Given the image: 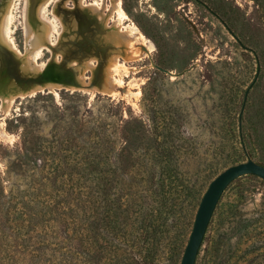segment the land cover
Returning <instances> with one entry per match:
<instances>
[{
  "label": "rangeland",
  "instance_id": "obj_1",
  "mask_svg": "<svg viewBox=\"0 0 264 264\" xmlns=\"http://www.w3.org/2000/svg\"><path fill=\"white\" fill-rule=\"evenodd\" d=\"M95 1L115 2L85 0ZM122 5L121 27L136 25L153 48L132 60L119 55L114 75L123 86L38 92L1 118L0 264H180L209 182L248 157L264 165V0ZM12 6L10 34L25 54L29 31L42 37L46 23L26 13V0ZM62 8H46L57 30L37 60L65 65L76 50L93 52L99 67L96 57L113 49L93 44L101 25L83 13L84 32L66 41ZM3 49L0 58L10 55ZM10 53L28 76L29 58ZM196 264H264L261 177L246 174L225 189Z\"/></svg>",
  "mask_w": 264,
  "mask_h": 264
},
{
  "label": "bare ground",
  "instance_id": "obj_2",
  "mask_svg": "<svg viewBox=\"0 0 264 264\" xmlns=\"http://www.w3.org/2000/svg\"><path fill=\"white\" fill-rule=\"evenodd\" d=\"M31 1H33L32 5H30ZM31 1L26 0V6H25L26 13L28 11L31 12L33 19L39 20L41 18L46 24L43 25V32L41 33L42 37L37 35V33L34 31L35 29L29 31L30 34H29L28 46L32 50L28 48L25 54L16 46L10 34L12 15H13L11 11V7H13L12 3L14 2V0H7L0 12V41L7 45L6 46L4 44H0V47L3 49L5 46L7 49H10V51H12L14 55L16 52L20 54L22 57L27 56V59L29 58L28 61L29 62L31 61L28 64L29 70L25 71L26 73H29L28 76H24L19 69L18 71H16L15 68L13 71L14 74L9 76L8 74L3 72V69L7 67V62H6L7 56L5 57L2 56V58H0L2 64L0 67V100H1L0 128H2L3 126L2 125L3 122L1 121V118H3L6 115V113H9V110L15 103V100L20 97L23 98L29 95L31 96L33 94L46 90L57 93V90L60 88H67L74 90H90L91 92L105 91L109 93H114L115 88L113 84L114 83H117L118 85L123 84V79L121 78L122 76L117 77L114 75L119 70V64H120L118 60L119 55L123 54L127 58L131 59L140 56V51H142L143 53V51H149L153 49L148 39L145 37V35L140 31V29L136 25L127 24V25H122L121 27L122 19L123 18L126 19L127 17L126 12L122 5V0H115V2L112 4L111 7H108L106 5L107 7L105 8L102 7L101 6L102 4L100 5L97 1L89 4L86 3L85 0H78L77 2H75L76 4L75 8L74 9L71 8L70 10L64 8V5L68 3V0H31ZM53 1L59 3V5H61V3L63 2V8L61 9L60 13L64 17V33H66V35L63 36L64 40L68 41L70 38L71 39L75 38L78 35L75 33V31L77 30L78 31L80 30L81 33L84 32V29L81 28L80 19L82 18V14L85 13L83 18L87 19V16H89L94 19V23L96 25L98 24L101 25V27L99 26L100 27L99 31L98 28L97 30L93 31L96 32L97 34L93 35L92 33V36L94 38V41L92 39L93 44H95L96 46L97 42L99 43V45L104 43H109L113 46V49L111 48V50L109 49L107 52L105 51L106 54L104 56L101 57V55L98 56L96 55L97 59L99 60H101V58L103 59L102 63L100 61L99 67H96L97 64L96 62H94L95 56L93 52L91 53L83 52V54L76 55L78 54V52L74 50L70 55H68L67 56L68 61H66L64 63L65 65L63 66H65L66 68L72 71L76 83L53 81V80L36 81L32 79L33 77L44 72L47 66L53 63V62L40 63L37 60L38 56H40L39 55L40 52L43 49H45L46 47L49 48L52 47V44L50 43H52L53 32L57 30L54 21L45 16V11L47 6ZM80 8H82V11L79 10ZM106 10H109V13H106L105 12ZM75 11L81 13L77 15L76 19L74 17ZM114 14H117L118 16L117 19H113ZM111 20L113 21V24H111L112 22ZM78 22L79 25H77ZM72 29H74L73 30L74 34L70 32ZM139 40H141V44L138 43L140 42ZM64 44L67 45L68 47L67 51H68L69 48L71 47V44H67V43ZM81 44L82 43H78L77 45L82 46ZM137 45H139V47ZM98 47L99 46H97V48ZM53 52L54 55H56L55 49L53 50ZM10 57H12L13 60L12 62H14L13 56L11 55ZM55 58L59 60L57 57ZM17 59L19 61L18 57ZM54 63L61 65L63 64L60 61H54ZM91 68L92 70H94L93 72L94 77L88 78L85 75V71ZM20 75L23 78L30 80L26 82L24 81L19 82L16 78H14V76H20ZM8 76L10 78H8Z\"/></svg>",
  "mask_w": 264,
  "mask_h": 264
},
{
  "label": "water",
  "instance_id": "obj_3",
  "mask_svg": "<svg viewBox=\"0 0 264 264\" xmlns=\"http://www.w3.org/2000/svg\"><path fill=\"white\" fill-rule=\"evenodd\" d=\"M7 55V67L3 69V72L11 76L14 71V66H11L9 62H12V53L5 50ZM259 74V69L257 76L255 77L252 84L248 87L245 97L244 104L240 114V131H241V117L248 96V92L254 82L256 81ZM8 76V78H10ZM19 82H26L30 79L23 78L22 76H14ZM36 81H61L76 83L74 74L72 71L65 66L57 63H51L41 74L32 78ZM246 174H254L261 177L264 180V165L255 161L253 158L248 157L247 160L232 164L216 175L208 184L201 201L199 203L193 226L189 234L188 241L184 248V252L181 258L180 264H196L197 256L199 254L206 230L208 228L211 217L214 213L216 205L218 204L225 189L238 177Z\"/></svg>",
  "mask_w": 264,
  "mask_h": 264
}]
</instances>
